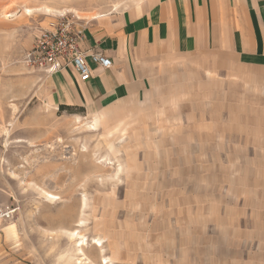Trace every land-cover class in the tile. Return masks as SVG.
I'll list each match as a JSON object with an SVG mask.
<instances>
[{
	"label": "rangeland",
	"instance_id": "rangeland-1",
	"mask_svg": "<svg viewBox=\"0 0 264 264\" xmlns=\"http://www.w3.org/2000/svg\"><path fill=\"white\" fill-rule=\"evenodd\" d=\"M142 2L0 0V264H264V69L161 61L101 113L50 106L31 79L53 15Z\"/></svg>",
	"mask_w": 264,
	"mask_h": 264
},
{
	"label": "crops",
	"instance_id": "crops-1",
	"mask_svg": "<svg viewBox=\"0 0 264 264\" xmlns=\"http://www.w3.org/2000/svg\"><path fill=\"white\" fill-rule=\"evenodd\" d=\"M107 17H80L82 49L92 70L88 80L82 82L72 66L48 76L26 65L35 84L41 80L38 94L44 93L50 106L101 113L144 95L156 65L178 57L231 56L238 66L264 69V0H144L116 19ZM99 51L112 60L110 69L91 59Z\"/></svg>",
	"mask_w": 264,
	"mask_h": 264
},
{
	"label": "built area",
	"instance_id": "built-area-1",
	"mask_svg": "<svg viewBox=\"0 0 264 264\" xmlns=\"http://www.w3.org/2000/svg\"><path fill=\"white\" fill-rule=\"evenodd\" d=\"M84 21L76 13L56 14L46 23L35 39L33 48L25 54V64L33 70H42L52 76L72 66L82 82L92 76L85 41ZM91 59L99 67L110 69L112 60L102 52H93Z\"/></svg>",
	"mask_w": 264,
	"mask_h": 264
},
{
	"label": "bare ground",
	"instance_id": "bare-ground-1",
	"mask_svg": "<svg viewBox=\"0 0 264 264\" xmlns=\"http://www.w3.org/2000/svg\"><path fill=\"white\" fill-rule=\"evenodd\" d=\"M29 13H31L32 12V10H27ZM67 13H75V12H67ZM67 13H64V14H67ZM77 14V13H76ZM93 127V129H95L96 128V124L95 125H92ZM0 131H1V129H0ZM2 132H0V139H1V137H2ZM47 195H49V194H47ZM53 197V196H52ZM75 236V233L73 232V233H71V237H72V239H73V237ZM101 247H102V245H101Z\"/></svg>",
	"mask_w": 264,
	"mask_h": 264
},
{
	"label": "trees",
	"instance_id": "trees-1",
	"mask_svg": "<svg viewBox=\"0 0 264 264\" xmlns=\"http://www.w3.org/2000/svg\"><path fill=\"white\" fill-rule=\"evenodd\" d=\"M71 109H74V108H72L71 106H69V107H67V106H61L60 107V110H62V111H70Z\"/></svg>",
	"mask_w": 264,
	"mask_h": 264
}]
</instances>
